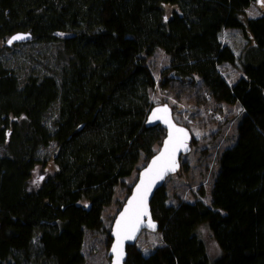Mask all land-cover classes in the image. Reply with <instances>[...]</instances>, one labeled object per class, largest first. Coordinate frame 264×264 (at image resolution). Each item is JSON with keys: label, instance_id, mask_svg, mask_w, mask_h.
Returning a JSON list of instances; mask_svg holds the SVG:
<instances>
[{"label": "trees", "instance_id": "obj_1", "mask_svg": "<svg viewBox=\"0 0 264 264\" xmlns=\"http://www.w3.org/2000/svg\"><path fill=\"white\" fill-rule=\"evenodd\" d=\"M262 1L0 0L5 49H49L23 72L0 57V264H85V235L110 237L105 210L121 211L166 137L146 125L157 84L221 111L237 104L239 121L217 158L211 206L203 189L188 202L165 183L150 204L161 245L148 255L129 246L125 264H264V13L248 14ZM224 29L246 40L239 57L221 42ZM18 33L31 39L7 46ZM158 48L170 58L160 83L148 64ZM237 63L243 76L230 83L221 67ZM52 147L53 170L33 187Z\"/></svg>", "mask_w": 264, "mask_h": 264}, {"label": "rangeland", "instance_id": "obj_2", "mask_svg": "<svg viewBox=\"0 0 264 264\" xmlns=\"http://www.w3.org/2000/svg\"><path fill=\"white\" fill-rule=\"evenodd\" d=\"M264 13V1L258 6H252L248 10L249 17H259ZM220 40L224 45L229 46L237 57L241 54L246 45L242 33L237 29H224L221 32ZM49 49L38 44H27L22 47L6 50L4 43L0 41V57L13 65L19 71H24L29 65L35 63V59L40 58V54H48ZM149 67L157 82L164 74V70L170 65V58L165 52L158 48L148 60ZM240 65L236 66L225 64L221 71L230 83H235L241 78L242 72ZM153 102L158 105H169L173 110L174 119L178 123L184 124L190 129L192 135L197 138L198 144L186 155V167L182 166L180 171L170 176L166 181V188L171 199L181 196L188 202H193L200 196V189L205 191L204 202L211 206L212 189L214 174L217 170V158L221 152L231 145L236 135L238 125L239 106L226 105L223 111L216 109L212 104L205 105L202 98L197 93L174 92L172 89H162L157 84L152 93ZM50 123V121H49ZM53 147L40 153L41 160H47V168L43 171L42 165L36 167L31 184L38 187L41 176L53 170L51 166ZM141 166V164L139 165ZM136 174L128 181L132 184ZM126 192L120 191L117 198L122 201ZM118 206L113 204L105 210L104 217L107 219L118 214ZM197 234L204 241L209 257L215 260L220 255V249L212 237L207 225L202 224L198 227ZM142 251L148 255L152 250L161 245L160 234L152 231H143L137 242ZM111 246V238L104 233L92 232L85 235L83 245V255L85 264H111L108 253Z\"/></svg>", "mask_w": 264, "mask_h": 264}, {"label": "water", "instance_id": "obj_3", "mask_svg": "<svg viewBox=\"0 0 264 264\" xmlns=\"http://www.w3.org/2000/svg\"><path fill=\"white\" fill-rule=\"evenodd\" d=\"M16 36L23 38L12 39ZM30 39V34L18 33L10 38L9 41L11 42L8 41L7 46L25 43ZM146 125L147 127L161 126L166 131V137L155 156L140 171L131 195L113 222L110 233L111 246L108 253L111 264H125L127 248L136 244L141 233L158 230V226L152 218L151 201L155 192L166 183L167 179L180 171L181 158L189 154L192 149L193 135L191 131L176 122L173 110L169 105L155 106L148 116ZM176 129H183V132L178 133ZM162 152L164 153L163 157H161ZM158 157L161 158L157 160ZM154 160L157 161L155 165H153ZM149 167H152L153 171L145 175ZM160 172H163L162 178L159 175ZM138 186L140 187L139 192H137ZM134 196L136 197L135 200L133 199Z\"/></svg>", "mask_w": 264, "mask_h": 264}, {"label": "snow or ice", "instance_id": "obj_4", "mask_svg": "<svg viewBox=\"0 0 264 264\" xmlns=\"http://www.w3.org/2000/svg\"><path fill=\"white\" fill-rule=\"evenodd\" d=\"M22 38L23 37H21V36H16V37H13L12 39H22ZM9 42H11V41H9ZM157 111H159V110H157ZM164 111H167V109H164ZM176 132L181 133V132H183V129H176ZM170 138H171V133H170ZM166 144H167V142H166ZM163 155H164V153L162 152L161 153V157H163ZM161 157H158L157 160H159ZM156 163H157V161L154 160L153 161V165H155ZM165 170H167V169H165ZM152 171H153V168L152 167H149L148 170H147V172L145 173V175H147L149 172H152ZM159 175L162 178L163 172H160ZM142 183H143V181H142ZM139 191H140V187L138 186L137 187V192H139ZM133 199L135 200L136 197L134 196Z\"/></svg>", "mask_w": 264, "mask_h": 264}]
</instances>
